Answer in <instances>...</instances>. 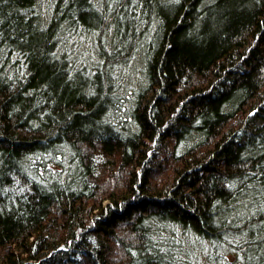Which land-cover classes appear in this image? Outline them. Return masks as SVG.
Returning <instances> with one entry per match:
<instances>
[{"label":"trees","instance_id":"1","mask_svg":"<svg viewBox=\"0 0 264 264\" xmlns=\"http://www.w3.org/2000/svg\"><path fill=\"white\" fill-rule=\"evenodd\" d=\"M0 264H264V0H0Z\"/></svg>","mask_w":264,"mask_h":264},{"label":"rangeland","instance_id":"2","mask_svg":"<svg viewBox=\"0 0 264 264\" xmlns=\"http://www.w3.org/2000/svg\"><path fill=\"white\" fill-rule=\"evenodd\" d=\"M141 58H139V62H133L132 66L129 69V72H131V87H129V89L127 91H130L131 94L133 93V88H135V84L139 81V79L141 78V74H142V64H141ZM131 89V90H130Z\"/></svg>","mask_w":264,"mask_h":264},{"label":"snow or ice","instance_id":"3","mask_svg":"<svg viewBox=\"0 0 264 264\" xmlns=\"http://www.w3.org/2000/svg\"><path fill=\"white\" fill-rule=\"evenodd\" d=\"M175 2H178V0H175ZM230 239H231V237H230ZM237 242H239V241H237ZM249 259H251V257H249Z\"/></svg>","mask_w":264,"mask_h":264}]
</instances>
